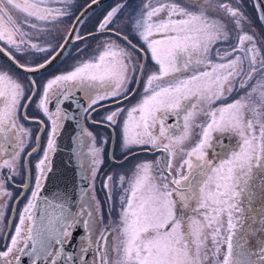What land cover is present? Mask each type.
I'll return each instance as SVG.
<instances>
[{"label":"snow or ice","instance_id":"6c2138e0","mask_svg":"<svg viewBox=\"0 0 264 264\" xmlns=\"http://www.w3.org/2000/svg\"><path fill=\"white\" fill-rule=\"evenodd\" d=\"M235 3L141 0L127 16L136 44L116 24L125 7L118 3L96 27V33L107 35L93 54L54 73L42 85L30 79L26 87L0 67V220L6 198L12 195L5 179L19 175L17 164L26 140L31 139V130L20 123L21 115L29 119L27 108L35 102L50 125L42 158L35 165L34 188L10 243L0 250V264H22L23 256L30 264H60L62 259L89 264L90 252L91 264H264V48L243 31L251 21L240 0ZM256 6L264 21L260 0ZM69 7L70 0H0V53L18 68L37 73L48 68L69 42L86 43L87 37L76 28L85 13L58 45L60 51L47 40L41 42L45 33L50 34L49 25L70 14ZM12 10L23 18L14 17ZM135 52L141 54L139 61ZM34 53L47 55L31 66L17 59V54ZM149 56L154 70L145 79L144 60ZM134 82H143L140 99L127 109L108 112L102 122L119 123L128 155L134 147L161 155L139 161L131 175H120L115 184L112 175L103 178L110 207L113 190L119 188L118 221L111 219L109 211V221L104 223L103 205L95 195L103 148L96 146L91 132L86 134L89 145L83 128L78 136L79 159L88 184L78 208L73 211L59 199L44 197L38 215L51 155L57 151L63 121L69 119L63 105L76 102L82 94L79 103L91 119L104 101L119 104L134 95L136 89L130 88ZM200 115L206 120L197 123ZM33 119L44 128L43 120ZM194 129H199L195 133L199 139L185 147ZM40 139L38 133L37 146ZM38 150L33 147L27 157ZM81 227L78 255L65 256L74 231Z\"/></svg>","mask_w":264,"mask_h":264},{"label":"flooded vegetation","instance_id":"af4514ba","mask_svg":"<svg viewBox=\"0 0 264 264\" xmlns=\"http://www.w3.org/2000/svg\"><path fill=\"white\" fill-rule=\"evenodd\" d=\"M112 1H114V0H112ZM112 1L105 3L101 7L97 8L93 12L89 13L79 23V25L76 28H77L80 35L86 36L87 34L93 33L96 31V30H94V31L92 30V28H93V14L104 9ZM90 2H91V0H70V7L68 9L70 14L66 17H63L60 23L55 24V25H49L48 28L51 30L50 34L45 33L41 42H43V40H47L54 47H56V49L58 50L59 49L58 45L62 44L64 42V38L67 37L69 31L71 30L72 23L74 22L77 14L82 10V8H84ZM56 6L62 7L63 5H56ZM12 14L14 17H17L18 19L23 18V15L19 12H16L15 10H12ZM93 39H94V37L87 38L86 43L81 42V41H75V43H73L67 49L64 56L60 59V61L57 64H55L52 68L48 69L45 72L33 75L31 78H28L27 76L18 73L12 67H10L8 64H6L5 62H3L1 60H0V63L3 64L4 66L8 67L13 72L21 75L25 79L24 81L26 84L28 83V81L30 79H35L37 81L38 85H42L46 81V79L49 78L54 73H57V72L64 70V69H70L78 61L90 57L95 50ZM129 39H131V38H129ZM132 42H133V44L138 43L135 39H133ZM78 49H80L81 51L78 52ZM136 53L139 54L138 52H136ZM46 55L47 54H44V53H34L33 55H28L25 57L21 54H17V59L21 63H24L25 60H27L29 65L31 66L32 62L34 60L37 62H43ZM139 56H140V54H139ZM150 61H151L150 56L145 59L146 66L149 64ZM142 84H143V82L139 83V86H138L135 94L132 95L127 101L120 103L118 105H115V106L105 108L103 110L93 112L91 114V119H90L91 121L105 124L108 127H98V126H95L93 124H90L87 120L88 116L83 111L81 128H83L84 131H85V128L87 127L96 139H97V137H96L97 132L96 131L98 129H100L102 131V133H106L107 135H110V140L108 143V153H107L108 158H107V161L105 158L103 159L104 162L100 167V172L97 175V178L95 181V190H96L95 193L97 194L96 197L101 201V203L103 205V211H105V209H106L104 207L108 208L109 204L105 202L106 192H105V190L102 189V180L104 177L107 176V173L111 170V168H114L113 166L123 164L129 158L126 159L122 163H115V161L120 162L125 158V156H129V155L126 154L121 159H116L113 157V154L115 151L124 150V148L122 147V144H121V137H119V132H118V131H121L119 123L116 126L110 125L107 122H102L103 119H102V121H99L98 119H96L95 115H97L99 113H103V112H105L107 114L110 111H115L118 107H120V105L127 103L128 101H134L136 96L139 95L140 86ZM134 87H135V82H134L132 87L130 86V88H134ZM81 96H82V94H81ZM36 99L38 100L39 97L37 96ZM114 102H115L114 100H106L103 102V105L114 103ZM21 112H22V110H21ZM31 112H32L33 116H29V114H31ZM27 116L29 117V119L26 120L23 118V115H21V120H23L24 122H28L29 124L37 125L38 128H37L36 135L39 133V130L41 129V125H39L38 123H35V122L34 123L30 122V120H34L33 118H38V119L44 121L45 126L42 129V134H41V139H40V144H39V146H40L39 150H40L43 148L44 139H46V137L49 134V128H50L49 122L47 121V118L43 116V114L41 112H38L36 110V104L34 102L27 108ZM120 120L121 121L123 120V116L120 117ZM112 135H114V136H113V143H112L113 147H112V152H111V157H110L109 154H110V146H111V142H112ZM86 138L89 139L88 137H86ZM79 145H80V141H79ZM105 147H106V145H104V149H105ZM39 150L37 151V153H35L36 158H37L36 154H38ZM79 151H80V149H79ZM137 151H141V149L135 150L132 153L137 152ZM28 152H29V150L26 151V153H24L25 155L23 157L22 164L19 165V167H17V171L19 170L18 171L19 175L14 176L11 181H8L7 179H5V185L4 186L8 191L11 192L12 195H11V197H8V199L10 200L9 201L10 207L7 210L8 215H7V220L5 222V226H0V228H2V231H0V250H4L5 245L10 243V236H11V234H14V229H15L14 224L18 219V217H17L18 212H21V210L23 209V206L25 205V201H27V199L31 193V190L34 188L35 177H36L37 173H35V168L34 169H32V168H33V165H36V163L38 162L39 159H34V161H32L31 164H30L29 159H28L29 183H28L27 188L23 187V185L25 184V178H26V170H25V166H24V160H25V157H26ZM78 154H79V152H78ZM144 154L145 155H151V154H146V153H144ZM157 154L161 155L158 152H157ZM79 164H80V159H79ZM101 169H102V171H101ZM117 170H119V171H117L118 176L124 175L123 170H121V169H117ZM7 176H8V171L5 169L3 171V177L6 178ZM114 181L116 183L117 179ZM86 182L88 184L87 180H86ZM112 183H113V181H112ZM86 187H87V185H86ZM114 190H115V188H114ZM15 203H16V205H15L14 215H13V218L11 220V224L9 226V221H10ZM79 204H80V200L78 201L76 208H78ZM76 208H75V210H76ZM253 226H255V225H253ZM83 234H84V230L82 227L78 228L74 231L71 245L66 246V250L64 253L65 256H67L69 253L73 254L74 256L78 255L79 249H78L77 245L81 242ZM108 239L110 240V237H108ZM254 241H255V237H252L250 242L254 243ZM87 259L89 260V264H91V259H92V253L91 252L88 253ZM22 264H30V260L27 256L22 257ZM60 264H69V262L62 259L60 261ZM76 264H79L78 260H77Z\"/></svg>","mask_w":264,"mask_h":264},{"label":"water","instance_id":"95a60500","mask_svg":"<svg viewBox=\"0 0 264 264\" xmlns=\"http://www.w3.org/2000/svg\"><path fill=\"white\" fill-rule=\"evenodd\" d=\"M109 1H112V0H98V2L94 5L92 4V2H90L88 5L82 8V10L77 14L76 18L80 17L81 13H85L81 17V20H80L81 22L89 13L93 12L94 10H96L97 8L101 7L102 5H104L105 3ZM254 1H255V4L257 5V0H254ZM260 4L261 6H264V1L260 0ZM89 5H91V7H89ZM257 11L260 17V11L258 8H257ZM76 18L74 22L76 21ZM74 22L72 23L71 29L73 27ZM261 24L264 30V21H261ZM78 25L79 23L76 24V27ZM92 34L93 35L87 34L85 37L90 38V37L102 35V34L96 33V31L93 32ZM103 35H107V34H103ZM122 42L126 45V42L124 41ZM73 43H75V41L69 42L67 46L63 49L62 54L59 55L48 68L41 70L40 72H37V73L26 72L24 69L18 68L3 53H0V60L8 64L10 67H12L15 71L19 72L20 74L25 75L28 78H31L33 75L45 72L48 69L52 68L55 64H57L60 61V59L64 56L67 49ZM57 51H60V49H58ZM144 63H145V60H144ZM138 86L139 84L135 83L134 88L137 90ZM127 100H122L120 103H123ZM75 101L76 102L74 103H66L65 105H63L64 109H66L68 112L69 119L66 121H63L62 129L57 137V151L51 155V171L47 173V178L43 182V188L41 191L40 208L37 209L38 215L40 211L43 209V198L44 197H47L50 200L59 199L60 201H63L69 208H71L74 211L79 201L80 194L83 190H85L86 185H87L86 180L83 178V173L80 168L79 156H78V152L80 149L78 136L82 129L81 124H82V115L84 111L81 103H79V101H81V94H78L75 97ZM115 105H118V103L114 102L110 104H105L103 105V107H100L97 111L103 110L105 108L115 106ZM22 113H23V109H22ZM87 120L90 124H93L95 126L108 127L105 124H102L99 122H93L89 118ZM30 122L34 123V120H30ZM39 134L41 137L42 129L39 130ZM113 136L114 135H112V142L110 146V154H109L110 157H111V152H112V147H113L112 145ZM35 147L39 148V145L37 146V143H36ZM141 153H145V152L137 151V152L132 153V155L141 154ZM146 154H155V153L148 152ZM132 155H129V156H132ZM27 159H29V157H27ZM125 160L126 159L124 158L120 162L115 161V163H122ZM24 166L26 170L25 183L28 184L29 183L28 163L25 164L24 162ZM15 205L16 203L14 204V209L12 211L10 221L12 220L13 215H14Z\"/></svg>","mask_w":264,"mask_h":264},{"label":"rangeland","instance_id":"374dc122","mask_svg":"<svg viewBox=\"0 0 264 264\" xmlns=\"http://www.w3.org/2000/svg\"><path fill=\"white\" fill-rule=\"evenodd\" d=\"M214 2H217V0H214ZM219 2H223V0H219ZM231 2L233 4V6H236L235 0H231ZM118 3L124 4L125 7H124L123 11L118 14V17L119 18L117 19L116 24L118 26H120L124 30L125 33L129 34V38H131V39L133 38V39H135L137 41L136 37L134 35L130 34V32H129V28L127 27V16H128V14L130 12L133 11L134 8H136L141 3V0H114V1L110 2L104 9H102V10H100V11H98V12H96V13L93 14V28H92V30L93 31L96 30V27H97L99 21L106 14V12L108 10H110L111 7H114ZM239 6L241 7V9L244 11V13L246 14V16L251 21V26H248L246 24L244 26V28H243V31L244 32H247L250 35H253L254 36V39L257 42V46L258 47H261V48H264V30H263V27H262V24H261V20L259 18V15H258V18L255 17V11H257V7H256V4H255V1L254 0H240V5ZM205 7H207V5H205ZM209 10L212 11L211 9H209ZM213 14L214 15H218V16L219 15H223L220 12H214ZM257 14H258V12H257ZM105 38H106V35H100V36L94 37V39H93L94 48L96 49L97 44H99ZM120 43L122 44V46L127 47L122 41H120ZM135 57L139 61L140 56L136 52H135ZM0 67H4V68L8 69L10 71V73L14 77H18L21 81L24 82V84H25L26 87L28 86V83L27 84L25 83V81H24L25 79L21 75L13 72L12 70H10L8 67L4 66L1 63H0ZM152 70H154V66H153V62L150 61L149 64L147 65L146 71L144 73V78L145 79H146L147 74L149 72H151ZM133 84H131L130 86L132 87ZM143 87H144V85L142 84L140 86L139 95L136 96V98L134 99V101H128L127 103H124V104L120 105V107L127 109V108L131 107L132 105H134L140 99V96H141V94L143 92ZM105 115H106V113L103 112V113H99V114L95 115V117L99 121H102V119H103V117ZM29 116H33L32 112H31V114H29ZM205 119H206L205 116L200 115L197 118L196 122L199 123V122L204 121ZM20 123L25 128L31 130V139L30 140H26V145L27 146L25 147L24 152L21 154L20 163L17 164V167H19V165L22 164L23 157L25 155L24 153H26V151H28V150L30 152L31 149L33 147H35V145H36V139L35 138L37 136L36 133H37V128H38L37 125H35V124H29L28 122H24L21 119H20ZM198 131H199V129H194L193 137H192L191 141L185 145V147H191L196 142V140L199 139V137L195 134ZM87 132H90V131L86 127L85 128V139H87L86 138L87 137V135H86ZM96 132H97V135H96L97 139L95 138L96 146L103 148V152H102L103 159L105 158L106 161H107V158H108V155H107V153H108V143H109V140H110V135H107L106 133H102V131L100 129H98ZM118 132H119V137H121V131H118ZM47 139H48V136L46 137V139H44L43 148L41 147L42 149H40L39 152H38V154H36L37 155V158L35 156V153H33L29 157L30 164H31L32 161H34V159H40V158H42L43 149H44V147L46 145ZM87 140H88V144L90 145L91 144V138H89ZM104 145H106L105 149H104ZM135 150H140V149L134 147V148L131 149V152H133ZM83 151L84 152H87L88 151V147L85 146L83 148ZM126 154H128V152L125 149L122 150V151L121 150L120 151H115L114 154H113V157L116 158V159H121ZM157 156H160V155L157 154V153L151 154V155H145L144 153H141V154H136V155L129 156L128 157L129 159L125 163L120 164V165L113 166L114 168H111V170L107 173V175H112L113 176V184H115V181L114 180L117 179V181H118V179H119V176L117 174V171H119V170H117V169L123 170V174L125 176H129V175H131L132 171L134 170V165H136L139 161L155 160ZM176 163L177 164L179 163V156L177 157ZM34 168H35V165H33V168L32 169H34ZM101 171H102V169H101ZM35 173H37L36 168H35ZM95 195L97 196L96 193H95ZM30 196H31V193H30L28 199L30 198ZM113 197H114V199H113V206L110 207V205H108V208L107 207H104V208H106L105 211H104V223L105 224H107L108 221H109V216H108L109 211H111V219L113 221H118V219H119V199H118L119 198V189H118V187L115 188V190H113ZM6 199H7V207L5 209V215H4V217L2 218V220H0V226H5V222L7 220V215H8L7 214V210L10 207L9 206L10 205V203H9L10 200L8 198H6ZM28 199H27V201H25V205L28 202ZM19 214H20V212H18V215H17L18 219L15 222V224L18 223ZM15 224H14V226H15ZM253 227H255V226H253ZM114 235H115V233H112L111 235H109V237H110V240L109 241L110 242L112 241ZM208 243L210 245L211 244V241L209 240ZM112 258L113 259L116 258L114 253H113ZM209 264H210V262H209Z\"/></svg>","mask_w":264,"mask_h":264},{"label":"trees","instance_id":"16d2710c","mask_svg":"<svg viewBox=\"0 0 264 264\" xmlns=\"http://www.w3.org/2000/svg\"><path fill=\"white\" fill-rule=\"evenodd\" d=\"M255 17L258 18V14H257V11H255ZM255 18V19H256ZM258 21V20H257ZM133 41V39H131Z\"/></svg>","mask_w":264,"mask_h":264}]
</instances>
